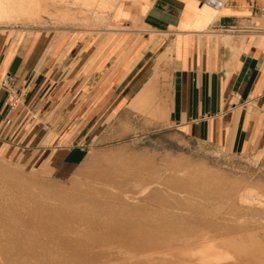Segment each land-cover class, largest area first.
Listing matches in <instances>:
<instances>
[{
  "label": "crops",
  "instance_id": "0c3cea01",
  "mask_svg": "<svg viewBox=\"0 0 264 264\" xmlns=\"http://www.w3.org/2000/svg\"><path fill=\"white\" fill-rule=\"evenodd\" d=\"M216 1L0 0V156L68 175L148 85L188 138L263 153L264 0Z\"/></svg>",
  "mask_w": 264,
  "mask_h": 264
},
{
  "label": "rangeland",
  "instance_id": "374dc122",
  "mask_svg": "<svg viewBox=\"0 0 264 264\" xmlns=\"http://www.w3.org/2000/svg\"><path fill=\"white\" fill-rule=\"evenodd\" d=\"M144 106L150 107L136 108L138 114L125 110L116 117L82 162L63 177L0 156V229L11 235L4 242L0 264H225L228 260L236 264L235 257L215 263L197 258L207 243L199 235L202 231L222 248L230 247L223 243L226 238L249 243L255 236L264 246V218L225 202L232 188L230 196L247 185L264 193V151L257 158L259 151L232 155L208 147L170 126L156 102L149 100ZM199 170L221 178L215 183L198 180L191 172ZM221 175L230 184L234 180L241 185L237 190L220 186ZM150 181L154 183L149 193L142 192L141 184ZM225 185L231 189L220 198ZM126 193L139 195L132 204L129 201L139 207L131 211L134 222L121 227L120 220L129 221L119 201ZM109 216L118 217L117 222L107 219L105 224ZM119 246L130 251L119 252ZM189 249L190 253L183 252ZM242 260L237 263L256 264L253 259Z\"/></svg>",
  "mask_w": 264,
  "mask_h": 264
},
{
  "label": "bare ground",
  "instance_id": "6f19581e",
  "mask_svg": "<svg viewBox=\"0 0 264 264\" xmlns=\"http://www.w3.org/2000/svg\"><path fill=\"white\" fill-rule=\"evenodd\" d=\"M96 1L97 0H89V5L93 8V7H95V6H97V9L96 10H98V7L100 6L99 4H101V7L102 8H106L107 10H110V9H112L113 7H114V2H115V0H102V3L100 2L99 4L97 3L96 4ZM101 1V0H100ZM101 8H99V10H100ZM95 10V11H96ZM113 10V9H112ZM94 14H96V12L94 13ZM98 14V13H97ZM96 14V15H97ZM92 17V16H91ZM150 96H152L153 97V93H152V89H151V86L150 85H148V87L146 86L145 88H144V90L140 93V95H139V97H138V102H140L141 103V105H142V103L143 104H145L146 102H147V98L148 97H150ZM154 100H155V98H154ZM153 100V103L155 104V101ZM137 105V104H136ZM162 114V113H161ZM264 154V153H263ZM261 155H262V153H258V156H257V158H260L261 157ZM202 167V166H201ZM191 170V169H190ZM206 172H209V171H206V170H199L198 172H196V171H194V172H191V174H193V175H195L194 177H196L198 180L200 179V178H205L206 180L205 181H208V182H210V183H212V182H214V181H218L219 182V179L221 178L219 175V177H216V175H211V173L210 174H208V173H206ZM188 173V172H187ZM199 173H202V177L200 176V174ZM206 173V174H205ZM189 174H190V172H189ZM199 174V175H198ZM204 174V175H203ZM208 174V175H207ZM222 176V175H221ZM223 177V179H222V181L221 182H223L222 184H221V182H220V184L218 183V185H220V186H222L223 184H226V185H231V186H233L234 187V189H236L237 190V186H238V184H240V183H235L234 182V180L232 181L233 183H231L230 184V182H229V180H227L228 178H226V179H224V176H222ZM188 178H190V177H188ZM217 178H219L218 180H217ZM77 179V178H76ZM187 179V178H186ZM197 179H195V180H197ZM191 180V179H190ZM197 180V181H198ZM200 181H202V179L200 180ZM231 181V180H230ZM190 182H192V181H190ZM199 182V181H198ZM208 182H206L207 184H208ZM153 183H154V181H150V182H145L144 184H141L142 185V187H141V189H142V192H144V193H149V191H150V189L153 187ZM215 183V182H214ZM213 183V184H214ZM201 184V183H200ZM217 184V183H216ZM205 185V183H203V186ZM210 185V184H209ZM212 185V184H211ZM217 185V186H218ZM225 185V187H227ZM241 185V184H240ZM224 186V185H223ZM84 187V186H83ZM206 187H207V185H206ZM228 187H230V186H228ZM226 188V189H223L222 191H221V194H218V196L220 195V198H225L226 196H225V193L226 192H229V189H231V188ZM241 187V186H240ZM263 187V186H262ZM208 188H210L209 186H208ZM222 188V187H221ZM211 189V191H212V188H210ZM209 189V190H210ZM213 189H216L215 188V186L213 187ZM218 190H216V191H219V189L220 188H217ZM233 189V188H232ZM232 189H231V192L230 193H226V195L228 196L227 198H226V200H225V202L227 203V202H233L232 204L233 205H239V206H242V207H239L240 209L241 208H245V207H247V208H249V209H251V210H254V211H256L257 213H259L263 218H264V193H261V192H259V191H257L254 187H252V186H249V185H247V186H245L244 188H240V189H238L237 190V192L236 193H234V194H232L231 196L229 195V194H231L232 193ZM228 190V191H227ZM236 190H233L234 192L236 191ZM213 191H215V190H213ZM261 191V190H260ZM224 192V196H221L222 195V193ZM154 193V192H153ZM153 193H152V195H153ZM191 193V192H190ZM208 193V192H207ZM211 193V192H210ZM60 194V193H59ZM74 194V193H73ZM138 194V193H137ZM140 194V193H139ZM136 195V194H135ZM151 195V194H150ZM212 195V194H211ZM138 196L139 195H137V196H134V194H125L123 197H121V199H119V201H120V204H122L123 206H125V207H123L122 208V211L123 212H125L126 210H127V212H126V214H128V219H129V221L127 220V221H123V222H120V221H122V220H120L118 223H120V226L121 227H123V226H127V225H129V224H131L132 222H134V219H132V216H131V213L133 212V211H135L138 207H137V205L135 206V203H134V205H131L134 201H136L137 200V198H138ZM207 196V195H206ZM217 196V195H216ZM146 197L148 198H151L149 195L147 196L146 195ZM173 197H175V196H173ZM219 198V199H220ZM6 201V200H5ZM129 201L131 202V201H133V202H131V204H129ZM49 202V201H48ZM1 203V202H0ZM52 203V202H51ZM54 203V202H53ZM225 203V204H226ZM7 204V203H6ZM55 204V203H54ZM223 204V203H222ZM49 205V204H48ZM231 205V204H230ZM233 205H231V206H233ZM24 206V205H23ZM226 206V205H225ZM223 207V206H222ZM235 207V206H234ZM258 207H260V208H262L263 209V211H258ZM255 208H258V209H255ZM27 209V208H26ZM141 209H143V208H141ZM130 212H129V211ZM234 210V209H233ZM239 210V209H238ZM132 211V212H131ZM6 214V213H5ZM138 215L140 214V213H137ZM142 215V217L144 218L145 217V214L143 215V214H141ZM6 216V215H5ZM156 216V215H155ZM126 217V218H127ZM147 217V216H146ZM145 217V218H146ZM158 217V216H157ZM154 217H152V219H153ZM161 218V217H160ZM107 219H110L111 220V223L113 222V223H115V221L118 219V217L116 218L115 216L113 217V216H109V217H107L106 218V223L105 224H107ZM147 219H148V217H147ZM151 219V218H150ZM109 220V221H110ZM145 220V219H144ZM176 220V219H175ZM152 221V220H151ZM162 221V220H161ZM166 221V220H165ZM232 221V220H231ZM117 222V221H116ZM155 222V221H154ZM2 223V222H1ZM143 223V222H142ZM144 223H146V221L144 222ZM140 224H141V222H140ZM3 225H4V223H3ZM148 225V224H147ZM228 225V224H227ZM144 226V225H143ZM229 226V225H228ZM131 227H132V225H131ZM232 227V226H231ZM238 227V226H237ZM221 228H222V226H221ZM232 228H235V227H232ZM223 229V228H222ZM235 229H237V228H235ZM241 229V228H240ZM243 229V228H242ZM220 230V229H219ZM218 230V231H219ZM238 230V229H237ZM15 232V231H14ZM77 232V231H76ZM224 232V231H223ZM226 232V231H225ZM163 233V232H162ZM229 233V232H228ZM13 235V234H12ZM17 235V234H16ZM30 235V234H29ZM179 235V234H178ZM201 237H203V238H207L206 240H207V243L205 244V245H203V247H201V248H199V252H198V254H199V257H197V258H200L201 260H204V261H207L208 260V262H209V260H214V263L216 262V261H218V262H222V260H228L230 257H235L236 258V262H235V259L233 258L232 260H234L233 262H235L236 264H238L237 262H239V261H243L242 260V258H249V259H253V261H255L254 263H256V264H264V246H262L261 244H263V243H261V241H260V243L258 242V241H256V239H253V238H255V237H253V238H251L250 240H248V242L249 243H247V241L246 242H244V241H241V242H239V241H236V240H230L229 238H226V239H229V240H226L225 238V240H223L224 242V244L225 243H228V244H230V247L229 248H226V247H224V248H222V247H220V246H218L217 245V242L216 243H214V242H211V241H213V240H209V239H212L213 237H211V238H209L210 236H208L209 235V232H207V231H202L200 234H199ZM8 236H11L10 234L8 235L7 233H6V231H4L3 229H0V254H1V252H3V250L5 251V249H3V248H5L4 247V242H5V240L7 241L8 239H9V237ZM145 236V235H144ZM170 236V235H169ZM212 236V235H211ZM252 236H254V235H252ZM258 236V235H257ZM178 237V236H177ZM250 237V236H249ZM259 237V236H258ZM8 238V239H7ZM14 238V237H13ZM209 238V239H208ZM215 238V237H214ZM247 238V237H246ZM168 239V238H167ZM170 239H172V238H170ZM18 240V239H17ZM169 240V239H168ZM264 240V239H263ZM264 242V241H263ZM221 243H222V241H221ZM247 243V244H246ZM12 244H13V242H12ZM220 244V243H219ZM5 246H7V245H5ZM227 246V245H226ZM122 247V246H121ZM120 246H119V248L117 249L119 252H129L130 251V249L128 250V248L129 247H127L126 248V250H124L123 249V247L121 248ZM8 248V247H7ZM6 248V249H7ZM108 250H110L112 247L111 246H109L108 245ZM116 248V247H115ZM132 249V248H131ZM197 249V248H196ZM15 250V249H14ZM116 251V250H115ZM163 251V250H162ZM172 252V251H171ZM182 252V251H181ZM184 253H190V249L189 250H184L183 251ZM113 253H116V252H113ZM132 253H134V252H132L131 251V254ZM183 253V254H184ZM8 254V253H7ZM123 254V253H122ZM122 254H121V256H122ZM127 254V253H126ZM130 254V253H129ZM106 255V254H105ZM105 255H104V258H105ZM111 255H113L112 253H111ZM115 255V254H114ZM118 255V253L116 254V256ZM124 255V254H123ZM132 255H134V254H132ZM187 255V254H186ZM192 255V254H191ZM191 255H189L190 257H191ZM115 256V257H116ZM121 256H119V258L121 257ZM125 256V255H124ZM129 256V255H128ZM175 256H176V254H175ZM188 256V255H187ZM107 257V256H106ZM111 257V256H110ZM114 257V256H113ZM126 257V256H125ZM124 257V258H125ZM178 257V256H177ZM196 257H191V258H196ZM124 258H121V259H124ZM129 258V257H128ZM143 258V257H142ZM176 258V257H175ZM189 258V257H188ZM187 257H186V259H188ZM116 259V258H115ZM120 259V261H122L123 262V260H121ZM126 259H127V257H126ZM130 259V258H129ZM58 260V259H57ZM117 260V259H116ZM125 260V259H124ZM194 260V259H193ZM196 260V259H195ZM232 260H231V262H232ZM105 262H107L108 263V259L107 258H105V260H104ZM181 261V260H180ZM229 261V260H228ZM228 261H226L227 263H228ZM252 261V260H251ZM110 262V261H109ZM195 262V261H194ZM249 262H250V260H249ZM5 263V262H4ZM14 263V262H13ZM19 263V262H18ZM23 263V262H22ZM26 263V262H25ZM196 263H198L197 261H196ZM204 263V262H203ZM227 263H225V264H227ZM12 264V263H11ZM15 264H16V262H15ZM28 264V263H27ZM33 264H36V261H35V263H33ZM147 264V263H146ZM199 264H202V262L200 263V261H199ZM217 264V263H216ZM218 264H220V263H218ZM229 264V263H228ZM230 264H233V263H230Z\"/></svg>",
  "mask_w": 264,
  "mask_h": 264
},
{
  "label": "built area",
  "instance_id": "2783aa9c",
  "mask_svg": "<svg viewBox=\"0 0 264 264\" xmlns=\"http://www.w3.org/2000/svg\"><path fill=\"white\" fill-rule=\"evenodd\" d=\"M209 2L215 6L219 5V3L216 0H209ZM13 80H14V77L12 75H7L5 78H3L0 81V86L5 87V88H9L11 86Z\"/></svg>",
  "mask_w": 264,
  "mask_h": 264
}]
</instances>
